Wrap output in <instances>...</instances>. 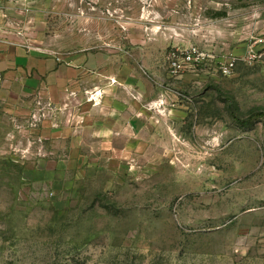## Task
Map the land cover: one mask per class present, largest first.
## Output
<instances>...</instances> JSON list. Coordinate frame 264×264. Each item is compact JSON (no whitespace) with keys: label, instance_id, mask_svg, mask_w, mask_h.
<instances>
[{"label":"rangeland","instance_id":"obj_1","mask_svg":"<svg viewBox=\"0 0 264 264\" xmlns=\"http://www.w3.org/2000/svg\"><path fill=\"white\" fill-rule=\"evenodd\" d=\"M0 45L124 66L147 113L111 144L0 106V264H264V0H0Z\"/></svg>","mask_w":264,"mask_h":264},{"label":"crops","instance_id":"obj_2","mask_svg":"<svg viewBox=\"0 0 264 264\" xmlns=\"http://www.w3.org/2000/svg\"><path fill=\"white\" fill-rule=\"evenodd\" d=\"M103 61L85 54L59 60L0 45V106L10 105L7 111L16 126L30 114L32 131L43 140L62 138L70 123L79 121L94 125L95 134L111 144L116 138L131 140L146 124V110L138 108L145 97L134 95L132 71L124 66L112 70ZM44 100L45 116H39ZM26 104H34L35 110Z\"/></svg>","mask_w":264,"mask_h":264},{"label":"built area","instance_id":"obj_3","mask_svg":"<svg viewBox=\"0 0 264 264\" xmlns=\"http://www.w3.org/2000/svg\"><path fill=\"white\" fill-rule=\"evenodd\" d=\"M201 55L195 49L189 51H176L168 56L170 74L177 77L193 67L194 63L200 62ZM232 64H230V67ZM230 67H223V73L227 74Z\"/></svg>","mask_w":264,"mask_h":264},{"label":"trees","instance_id":"obj_4","mask_svg":"<svg viewBox=\"0 0 264 264\" xmlns=\"http://www.w3.org/2000/svg\"><path fill=\"white\" fill-rule=\"evenodd\" d=\"M75 56H79V55H75ZM45 57H49V56L45 55ZM245 124H246V123H245Z\"/></svg>","mask_w":264,"mask_h":264}]
</instances>
